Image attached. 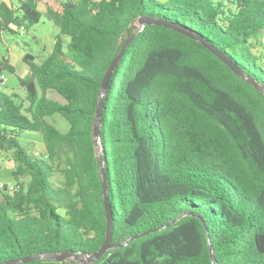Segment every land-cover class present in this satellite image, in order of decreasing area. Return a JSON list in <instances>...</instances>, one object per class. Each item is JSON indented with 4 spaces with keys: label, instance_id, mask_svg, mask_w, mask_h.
Here are the masks:
<instances>
[{
    "label": "trees",
    "instance_id": "1",
    "mask_svg": "<svg viewBox=\"0 0 264 264\" xmlns=\"http://www.w3.org/2000/svg\"><path fill=\"white\" fill-rule=\"evenodd\" d=\"M44 13L59 30L52 50L22 56L23 98L0 91L13 180L0 187V264L102 246L95 109L139 18L198 36L264 88V0H64ZM40 18L36 0H2L0 43ZM3 71L15 72L7 58ZM23 132L38 135L43 157ZM100 140L115 247L93 263L25 264H264V96L198 41L153 24L135 36L109 80Z\"/></svg>",
    "mask_w": 264,
    "mask_h": 264
},
{
    "label": "rangeland",
    "instance_id": "2",
    "mask_svg": "<svg viewBox=\"0 0 264 264\" xmlns=\"http://www.w3.org/2000/svg\"><path fill=\"white\" fill-rule=\"evenodd\" d=\"M2 0H0L1 2ZM64 0H36V3L41 12L39 22L33 25L28 31L22 29L14 34L3 33L2 41L0 43V60L7 58L10 65L13 66L15 72L13 74L3 71L1 74L5 80H0V91L5 93H16L20 97H24V92L19 86L18 78L27 74V65L22 62V56L29 53L38 59L43 58L53 48L55 37L58 34V28L46 17L45 10L47 7H57L60 2ZM134 27H138V22L134 23ZM126 37V34H124ZM63 52L71 57L74 55L67 49L68 38H63ZM51 96V95H50ZM61 131H65L67 123L64 120L52 119L50 120ZM19 142L23 146L30 147L36 155L44 156V144L39 140L38 135L34 133L23 132L19 136ZM12 162L7 154H0V185L12 186L13 180L10 175V168Z\"/></svg>",
    "mask_w": 264,
    "mask_h": 264
},
{
    "label": "water",
    "instance_id": "3",
    "mask_svg": "<svg viewBox=\"0 0 264 264\" xmlns=\"http://www.w3.org/2000/svg\"><path fill=\"white\" fill-rule=\"evenodd\" d=\"M138 22V27L135 32H133L121 45L118 53L116 56L113 58L111 61L110 65L108 66L107 70L105 71L101 84H100V91H99V96L97 100V106L95 109V116H94V123H93V138H94V143L96 148L99 151V173L102 178V200H103V205L105 208V215H106V232H105V240L102 244V246L99 248V250L91 255L84 254L82 258H78L75 253H72L70 251H63L60 254H48V253H42V254H37L32 257H26L22 259H17V260H12L8 262H4L1 264H25L29 263L34 260H39V259H48V260H56V261H65L68 258H72L74 261H77L79 263H93L97 261L105 252L108 250L114 248L111 244V235H112V216H111V211L110 207L108 204V199L106 196V191H107V186H106V177L104 173V168L102 164V146H101V140H100V122H101V111H102V106L104 102V96L106 94V90L109 84V80L111 78L112 72L116 68L118 62L120 61L121 57L123 56L126 48L130 44V42L135 38L137 34H139L145 26L153 24V25H159L164 28L171 29L173 31H176L178 33L184 34L196 41H198L204 48H206L208 51H210L213 55H215L219 60H221L232 72H234L240 79L246 81L249 83L255 90L260 92L264 96V88L261 87L259 84H257L253 79L247 77L244 75L241 70L230 60L228 59L222 52L217 50L214 46L209 44L208 42L202 40L198 36L182 29L181 27L160 20V19H153V18H147V17H141L137 20ZM138 237V236H137ZM122 246V245H119ZM209 246V251L211 253V248H210V243H208Z\"/></svg>",
    "mask_w": 264,
    "mask_h": 264
},
{
    "label": "built area",
    "instance_id": "4",
    "mask_svg": "<svg viewBox=\"0 0 264 264\" xmlns=\"http://www.w3.org/2000/svg\"><path fill=\"white\" fill-rule=\"evenodd\" d=\"M0 80L4 81L5 80L4 76L1 75ZM0 187H2V185H0Z\"/></svg>",
    "mask_w": 264,
    "mask_h": 264
},
{
    "label": "crops",
    "instance_id": "5",
    "mask_svg": "<svg viewBox=\"0 0 264 264\" xmlns=\"http://www.w3.org/2000/svg\"><path fill=\"white\" fill-rule=\"evenodd\" d=\"M36 4H37V3H36ZM37 8H38V10H39L40 12H42V11L39 9L38 5H37ZM49 8H53V7H49Z\"/></svg>",
    "mask_w": 264,
    "mask_h": 264
}]
</instances>
